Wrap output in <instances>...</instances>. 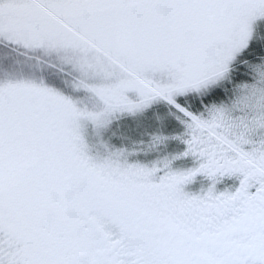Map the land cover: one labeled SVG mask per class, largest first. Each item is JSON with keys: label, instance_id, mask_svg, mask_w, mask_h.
Instances as JSON below:
<instances>
[{"label": "snow or ice", "instance_id": "snow-or-ice-1", "mask_svg": "<svg viewBox=\"0 0 264 264\" xmlns=\"http://www.w3.org/2000/svg\"><path fill=\"white\" fill-rule=\"evenodd\" d=\"M24 22L121 71L95 108L0 78V264H264V0H0Z\"/></svg>", "mask_w": 264, "mask_h": 264}, {"label": "rangeland", "instance_id": "rangeland-1", "mask_svg": "<svg viewBox=\"0 0 264 264\" xmlns=\"http://www.w3.org/2000/svg\"><path fill=\"white\" fill-rule=\"evenodd\" d=\"M69 22H74L69 17ZM16 43L0 41V78H22L56 84L71 96L97 107L94 96L103 97L120 74L117 62L101 54L96 45L21 23ZM264 39V33L258 34ZM103 121L102 112L89 114Z\"/></svg>", "mask_w": 264, "mask_h": 264}, {"label": "flooded vegetation", "instance_id": "flooded-vegetation-1", "mask_svg": "<svg viewBox=\"0 0 264 264\" xmlns=\"http://www.w3.org/2000/svg\"><path fill=\"white\" fill-rule=\"evenodd\" d=\"M180 148L182 149L183 146L181 145ZM178 166L189 167L191 166V161L178 162ZM206 184H207V181L198 180L196 183L189 185L186 190L191 191V192H199L203 186H206ZM220 187L223 188V185H221Z\"/></svg>", "mask_w": 264, "mask_h": 264}]
</instances>
